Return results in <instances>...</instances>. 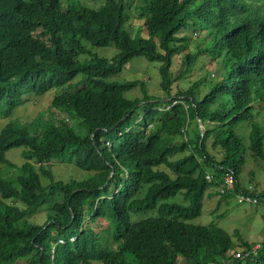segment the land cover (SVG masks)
<instances>
[{"label": "trees", "instance_id": "obj_1", "mask_svg": "<svg viewBox=\"0 0 264 264\" xmlns=\"http://www.w3.org/2000/svg\"><path fill=\"white\" fill-rule=\"evenodd\" d=\"M97 1L0 0V120L48 93L59 115L0 131V264H264V242L255 254L257 242L192 223L209 189L232 177L222 199L235 198L248 155L264 160V0ZM180 55L183 76L200 63L215 75L172 78ZM139 57L160 63L164 99L131 100L138 81L110 80ZM19 148L17 175L2 176ZM58 161L86 177L56 181Z\"/></svg>", "mask_w": 264, "mask_h": 264}, {"label": "rangeland", "instance_id": "obj_2", "mask_svg": "<svg viewBox=\"0 0 264 264\" xmlns=\"http://www.w3.org/2000/svg\"><path fill=\"white\" fill-rule=\"evenodd\" d=\"M79 1L83 4L87 3V5H92V3L95 4L98 2L97 0ZM134 12L135 10L132 9L131 13L135 14ZM134 23L136 28L132 31L133 35H136L137 32H141L144 37L149 36L143 28V22L141 20H134ZM129 27L130 29H133V26ZM196 33L197 32L192 30L188 32V35L191 38L190 51L192 53L196 52V47L199 45L198 40L200 41V34ZM204 34H206V30L201 31V36ZM97 49L100 56L108 59L112 58L118 52L112 46ZM182 59L183 56L181 55L174 59V66L171 70L172 78L174 79L190 78L191 82H196L202 78H206L208 74L210 75V78L215 75V64L205 65L204 63H200L201 67L197 68V72H190L183 76L186 64ZM159 68V62H149L144 57H139L133 59L120 73L112 76L110 80L112 82L120 83L138 81L141 85L139 84L125 93V96L131 100L136 98L141 99L145 94L153 98L164 99L166 93L160 88L161 78ZM176 84L182 89H186L189 86L185 80H177L175 85ZM53 98L54 94L48 93L39 100H29L28 102L23 103V105L17 108L9 118L0 120V131L9 121L12 120L20 121L21 123H30L37 119H41L43 122H55L59 115L53 109L49 108ZM253 106L256 110V117L260 118L261 122L264 123V111L262 110L261 104L255 103ZM140 110L143 112V108ZM60 118L65 119L67 122L69 121L71 125L77 124V119H72L66 114L60 115ZM238 129L240 134L249 135V127H238ZM243 142L248 145L249 138H245ZM22 152L23 149L21 148L8 152V159L15 168L6 167L5 172L1 174L2 176L14 178L17 175V166H21L24 163ZM258 160L253 157V154H249L241 175V178L244 179L243 188H249L252 186V189L259 194V196H257L259 200L258 204H253L246 200L238 201L236 197L224 200L222 199V195H224L225 192L219 190V194H214L215 189L212 188L209 189L205 195L201 215L192 220V223L196 225H209L213 223L225 230L229 236L235 240L237 239V241L241 238L246 241L257 242V244L264 242V160L257 162ZM67 163L68 162L63 161L53 163L52 175L56 181L67 182L71 179L82 180L86 177L87 174L84 175L73 165ZM49 181V179H46V181L44 180V183H49ZM178 199L180 200L181 198ZM45 218L46 213L40 212L37 215H34L30 219V222L43 223ZM90 225L93 226L94 230L97 232L95 226L92 224Z\"/></svg>", "mask_w": 264, "mask_h": 264}, {"label": "bare ground", "instance_id": "obj_3", "mask_svg": "<svg viewBox=\"0 0 264 264\" xmlns=\"http://www.w3.org/2000/svg\"><path fill=\"white\" fill-rule=\"evenodd\" d=\"M197 34V33H196ZM202 125L200 126V129H201V131H203L202 130ZM202 135H203V132H202ZM235 181V180H234ZM234 181H233V178L232 177H227L226 178V185L227 186H222V185H220L219 187H218V190H220V191H222V192H225L226 190H232L234 187H233V185H234ZM244 190L243 191H241V193L240 194H238V195H236V198L238 199V201H244V200H246V201H248V202H251V203H253V204H258L259 203V200H258V198H257V196H259V194L258 193H256L253 189H252V186L251 187H247V188H243ZM219 191V192H220ZM61 242V241H60ZM261 247V244H256L255 246H254V249H253V252L256 254L258 251H257V249L258 248H260ZM239 255V256H238ZM247 255H249V254H246V255H243V256H240V254H236V257H238V258H243V257H245V256H247Z\"/></svg>", "mask_w": 264, "mask_h": 264}, {"label": "built area", "instance_id": "obj_4", "mask_svg": "<svg viewBox=\"0 0 264 264\" xmlns=\"http://www.w3.org/2000/svg\"><path fill=\"white\" fill-rule=\"evenodd\" d=\"M239 256V255H238Z\"/></svg>", "mask_w": 264, "mask_h": 264}]
</instances>
